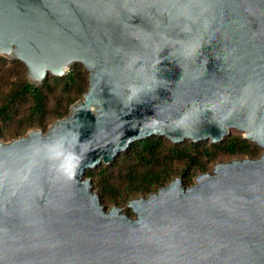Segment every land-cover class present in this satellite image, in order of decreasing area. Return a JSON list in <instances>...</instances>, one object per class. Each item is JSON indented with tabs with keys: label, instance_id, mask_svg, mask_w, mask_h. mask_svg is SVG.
Listing matches in <instances>:
<instances>
[{
	"label": "water",
	"instance_id": "1",
	"mask_svg": "<svg viewBox=\"0 0 264 264\" xmlns=\"http://www.w3.org/2000/svg\"><path fill=\"white\" fill-rule=\"evenodd\" d=\"M0 56L28 83L89 73L46 131L0 141V264H264V0H0ZM216 163L106 209L86 170L132 143L223 142Z\"/></svg>",
	"mask_w": 264,
	"mask_h": 264
},
{
	"label": "trees",
	"instance_id": "2",
	"mask_svg": "<svg viewBox=\"0 0 264 264\" xmlns=\"http://www.w3.org/2000/svg\"><path fill=\"white\" fill-rule=\"evenodd\" d=\"M47 77L51 81L34 86L27 81L23 63L0 57V136L1 126H13L15 137L29 130L46 131L68 115L70 106L82 99L88 88L87 72L78 63L63 77ZM258 151L256 144L242 136H231L210 147L206 141L173 144L155 136L132 143L109 165L86 170L84 178L92 179L100 200L118 206L156 192L177 177L189 185L193 176L207 171L218 152L229 157H256Z\"/></svg>",
	"mask_w": 264,
	"mask_h": 264
},
{
	"label": "rangeland",
	"instance_id": "3",
	"mask_svg": "<svg viewBox=\"0 0 264 264\" xmlns=\"http://www.w3.org/2000/svg\"><path fill=\"white\" fill-rule=\"evenodd\" d=\"M1 57V56H0ZM4 59H6L7 61H9V62H11V61H14L13 59H9V58H5V57H3ZM84 68V67H83ZM85 71H86V69H85ZM87 72V71H86ZM87 75L89 76V73L87 72ZM49 77H47L45 80L46 81H49L50 80V78L48 79ZM51 81V80H50ZM80 100V99H79ZM78 101V100H77ZM69 114V113H68ZM66 117V116H65ZM54 123V122H53ZM52 123V124H53ZM51 124V125H52ZM1 127H3V128H1V133H3V136H0V141H2V142H9V141H11V140H14V139H17V138H20V137H23V136H25L29 131H27L25 134H23L22 136H18V137H15V136H13L12 135V129H13V126H1ZM231 136H242L243 137V134H242V132H240V131H238V130H235V129H231L230 130V134L227 136V137H225V139H227V138H230ZM224 139V140H225ZM223 140V141H224ZM221 143H223V142H221ZM220 143V144H221ZM206 144H207V146L208 147H210V141H206ZM259 148V151H258V154H257V156L256 157H249V156H233V157H229V156H224V155H221V154H219V152H218V156L212 161V162H210L209 164H208V169H207V171L206 172H210L212 169H213V167H214V165L216 164V163H220V162H226V161H230V160H233V159H243V158H258V157H260V155H261V153H262V151H263V149H261L260 147H258ZM124 153V152H123ZM122 153H120L119 155H121ZM118 155V156H119ZM117 156V157H118ZM116 157V158H117ZM101 165H104V164H101ZM100 166V165H99ZM198 175V174H197ZM196 177V175L195 176H193L192 178H191V181H190V184L189 185H184V186H190V185H192L193 183H194V178ZM178 178V177H177ZM175 179V178H174ZM173 179V180H174ZM91 181H92V179H91ZM171 182V181H170ZM169 184V183H168ZM92 189H93V187H92ZM93 191L94 192H96V193H98L97 192V190H95V189H93ZM99 195V194H98ZM101 199V198H100ZM101 203H102V205H104L105 206V208L106 209H109L111 206H113V205H115V204H110L109 202H107V201H105V200H101ZM127 203L128 202H126V203H122V204H120V205H118L119 207H122L123 208V211L125 212V213H127L128 215H130V216H132V213L130 212V210L126 207V205H127Z\"/></svg>",
	"mask_w": 264,
	"mask_h": 264
}]
</instances>
